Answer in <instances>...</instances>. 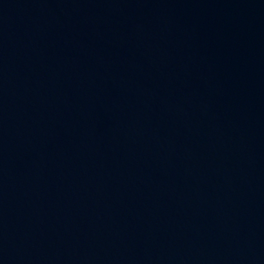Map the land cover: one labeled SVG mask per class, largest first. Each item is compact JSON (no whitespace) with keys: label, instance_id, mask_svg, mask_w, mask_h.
Masks as SVG:
<instances>
[{"label":"water","instance_id":"water-1","mask_svg":"<svg viewBox=\"0 0 264 264\" xmlns=\"http://www.w3.org/2000/svg\"><path fill=\"white\" fill-rule=\"evenodd\" d=\"M0 264H264V0H0Z\"/></svg>","mask_w":264,"mask_h":264}]
</instances>
